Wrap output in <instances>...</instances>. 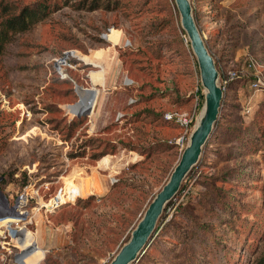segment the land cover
<instances>
[{
    "label": "rangeland",
    "instance_id": "1",
    "mask_svg": "<svg viewBox=\"0 0 264 264\" xmlns=\"http://www.w3.org/2000/svg\"><path fill=\"white\" fill-rule=\"evenodd\" d=\"M11 1L37 0L3 3ZM47 1L59 9L0 55V264H109L182 152L168 144L181 130L164 114L190 112L204 89L174 0H98L92 11L77 10L80 0ZM190 3L216 64L245 77L225 94L182 183L206 199L194 198L188 213L207 220L199 203L218 206L231 224L216 233L229 243L228 264H254L264 256V91L248 83L253 72L264 75V0ZM110 47L118 79L98 90L91 60ZM72 49L89 61L68 70L72 80L61 79L52 59ZM106 71L93 81L102 83ZM100 152L110 157L107 167L91 156ZM197 242L199 256L221 259Z\"/></svg>",
    "mask_w": 264,
    "mask_h": 264
},
{
    "label": "trees",
    "instance_id": "2",
    "mask_svg": "<svg viewBox=\"0 0 264 264\" xmlns=\"http://www.w3.org/2000/svg\"><path fill=\"white\" fill-rule=\"evenodd\" d=\"M3 1L4 0H0V14L2 15L0 18V55H2L6 45L13 40L14 36L33 29L35 25L46 19L50 13L59 9L57 5L50 7L51 4H49L47 0H37L29 4H22L14 1L3 3ZM75 8L77 10L86 9L92 11L101 8V5L98 0H91L88 4L86 0H80V3ZM238 80L243 81V79H237L230 83V87ZM201 103L202 100L200 98L198 102L199 107ZM56 110L60 111L59 109ZM75 126H77V123H72L67 126V136L72 135ZM168 144L174 146L172 143L168 142ZM79 147H83V144ZM82 153L69 154V156H81L80 154ZM103 154V152L93 153L91 156L100 161L107 156H103ZM213 180L216 181L215 179ZM200 197H202L200 193H195L193 195L190 190H184V184L181 185L177 196L167 205V207H174L172 216L167 220L166 209H164L157 223L155 235L148 245V252L158 249L161 250V256L152 257L151 254L145 252L141 255L136 264H228L229 259L227 255H224L226 254L224 251L225 247L230 249L229 243L224 241L223 238L220 239L217 237L216 233L218 231V226L221 228L219 231H223L224 227L226 230L231 227L229 217H223L219 212L218 206L210 207V205L202 203L199 204L203 205V210L208 213L207 220H203L195 214H189L188 210L191 208L188 206L192 204L194 198L197 199L198 203ZM201 200L206 201L203 197ZM221 210V212H223L225 209L221 208ZM226 210L228 211V209ZM215 221L219 224L215 223ZM185 222H187V225H183ZM167 238H173L176 240V243L167 241ZM197 241L202 243L203 246L211 247V256L214 254L213 249H218L216 253L222 256L221 259L217 256L216 260L213 259L215 262L213 263L211 262V257L207 256V252L199 256L201 253H198L194 247V243ZM161 257L162 259H160ZM254 264H264V256L259 257Z\"/></svg>",
    "mask_w": 264,
    "mask_h": 264
},
{
    "label": "water",
    "instance_id": "3",
    "mask_svg": "<svg viewBox=\"0 0 264 264\" xmlns=\"http://www.w3.org/2000/svg\"><path fill=\"white\" fill-rule=\"evenodd\" d=\"M190 48L196 58L203 101L195 118L188 141L172 169L168 180L148 203L143 215L131 230L109 264H135L155 235L157 223L167 205L177 196L187 175L197 165L218 120L225 92L219 84V71L193 15L190 0H174ZM71 106V105H70ZM13 223H9L12 225Z\"/></svg>",
    "mask_w": 264,
    "mask_h": 264
},
{
    "label": "built area",
    "instance_id": "4",
    "mask_svg": "<svg viewBox=\"0 0 264 264\" xmlns=\"http://www.w3.org/2000/svg\"><path fill=\"white\" fill-rule=\"evenodd\" d=\"M130 43L129 41H125L124 45L128 46ZM82 60L78 58L77 55H75L74 50H67L63 52L62 54L54 57L52 59V64L54 67V71L58 74V76L61 79H69L72 80L68 74V70L75 69L78 63ZM83 62V61H82ZM247 67L251 68L255 67L252 60H249L247 62ZM219 71V84L224 90L225 94L229 91L230 83L237 79H244L245 75L243 72H239L234 69L227 68L221 69V66H218ZM253 77L249 80V88L253 90L254 92L258 91H264V75L260 72H253ZM125 84H131L132 81H130L128 78H125ZM80 100V98H79ZM197 102L195 103L193 109L188 112H167L164 114V118L168 121H172L174 124L177 125L178 128L181 130V134L178 138H174L173 140H169V143L174 144L176 148H178L180 151L184 149V147L187 144L188 137L190 132L192 131L195 123V118L198 113V99H196ZM70 106V105H68ZM71 115V114H70ZM72 116V115H71ZM173 207L168 206L166 207L165 211L167 214V220L172 216L173 213Z\"/></svg>",
    "mask_w": 264,
    "mask_h": 264
},
{
    "label": "crops",
    "instance_id": "5",
    "mask_svg": "<svg viewBox=\"0 0 264 264\" xmlns=\"http://www.w3.org/2000/svg\"><path fill=\"white\" fill-rule=\"evenodd\" d=\"M122 38H120V41H121ZM117 44H114L113 43V48L115 49V46ZM113 48H109L108 50L104 51V52H101V53H98L97 55H95L91 62L95 65H93L94 67H96L97 69H95L94 71H92L90 73V80L92 82V86L93 88H96V89H103V88H106L108 85L112 84L113 82L116 81V79H118V74H119V70L117 69V67H115L114 65V60L112 61V58H113V53L111 52L113 50ZM106 53H108L110 55V64H105V67H103L101 64H100V61H101V57L103 55H107ZM98 55H100L99 57H97ZM105 57V56H104ZM223 65H225V63H223ZM104 69H107L106 73H105V77L103 79V82L102 83H99V82H94L93 81V73H98L99 71H103L104 72ZM89 115H92V114H89ZM149 248L147 247L146 250L144 251L145 252H148ZM143 253V254H144ZM142 254V255H143ZM136 264V263H135Z\"/></svg>",
    "mask_w": 264,
    "mask_h": 264
},
{
    "label": "bare ground",
    "instance_id": "6",
    "mask_svg": "<svg viewBox=\"0 0 264 264\" xmlns=\"http://www.w3.org/2000/svg\"><path fill=\"white\" fill-rule=\"evenodd\" d=\"M74 53H75V55L78 56L79 59H81V60L84 61L85 63L89 61L87 58H85L84 56H82L79 52L74 51ZM125 81H126V80H125ZM125 81H124V82H125ZM94 103H95V102H94ZM79 109H80V108H77V109H76V112H77V113L80 112ZM85 111H87L89 114H93L90 110H89V111H90L91 113H90L88 110H84L83 113H84ZM109 162H110V157H106V158H104L102 161H100V166H102V167H107V166L109 165ZM78 194H79V193H78ZM69 196H71V195H69ZM76 197H77V196H76ZM55 201H56V205L60 204L59 202L61 201V199L59 200V196L55 199ZM0 212H3L1 206H0ZM10 214H11V212H10ZM1 222H2L1 224L4 223L3 219L1 220ZM33 259H35V258H33ZM29 264H31V262H29Z\"/></svg>",
    "mask_w": 264,
    "mask_h": 264
}]
</instances>
